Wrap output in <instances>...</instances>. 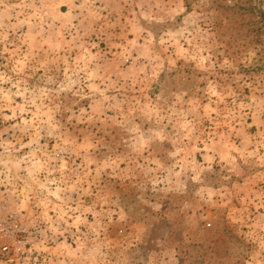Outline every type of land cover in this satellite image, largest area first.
Segmentation results:
<instances>
[{
  "label": "rangeland",
  "instance_id": "374dc122",
  "mask_svg": "<svg viewBox=\"0 0 264 264\" xmlns=\"http://www.w3.org/2000/svg\"><path fill=\"white\" fill-rule=\"evenodd\" d=\"M0 264H264V0H0Z\"/></svg>",
  "mask_w": 264,
  "mask_h": 264
}]
</instances>
